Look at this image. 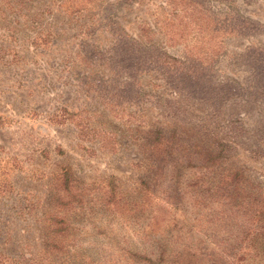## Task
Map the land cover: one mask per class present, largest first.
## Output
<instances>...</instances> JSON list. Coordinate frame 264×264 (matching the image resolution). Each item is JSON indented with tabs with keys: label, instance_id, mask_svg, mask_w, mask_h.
Here are the masks:
<instances>
[{
	"label": "rangeland",
	"instance_id": "374dc122",
	"mask_svg": "<svg viewBox=\"0 0 264 264\" xmlns=\"http://www.w3.org/2000/svg\"><path fill=\"white\" fill-rule=\"evenodd\" d=\"M156 132L179 140L152 161ZM217 145L216 179L264 184V0H0V264H146L131 254L170 249L151 225L165 192L140 191L149 165L163 190L176 164L205 180L185 166ZM111 183L119 207L71 215L56 259L50 215Z\"/></svg>",
	"mask_w": 264,
	"mask_h": 264
},
{
	"label": "trees",
	"instance_id": "16d2710c",
	"mask_svg": "<svg viewBox=\"0 0 264 264\" xmlns=\"http://www.w3.org/2000/svg\"><path fill=\"white\" fill-rule=\"evenodd\" d=\"M176 140L179 139L173 132L169 136L156 132L151 138L153 144L148 145L150 159L154 161L156 156L172 155ZM225 147L228 146L217 145L210 149L202 165L189 163L185 166L201 172L208 170L212 173L210 178L183 181L180 178L184 166L176 164L173 169L178 168L180 174L170 177L164 184V190L157 178V168L149 165L148 176L142 178L140 191L147 202L153 193L165 192V196H159V199L167 205L166 216L158 212L151 218V225H158V229L165 223L169 225L161 237L169 243L170 249L166 251V243L159 241L156 253L146 256L132 253V258L146 264H254L255 261L264 264V184L234 168L222 179H216L215 169L219 167L218 160L223 157ZM63 183L64 193L71 195L65 178ZM106 193L105 199L98 203L87 201L86 206L79 205L71 211L62 208L50 215L51 243L48 241L46 247L63 249L64 254L56 259L71 256V244L64 245L76 228L69 219L71 215H90L102 203L107 208L119 207L123 197L118 187L111 183ZM77 194L81 195L80 192ZM57 199L60 207L67 206L63 197L57 196Z\"/></svg>",
	"mask_w": 264,
	"mask_h": 264
}]
</instances>
